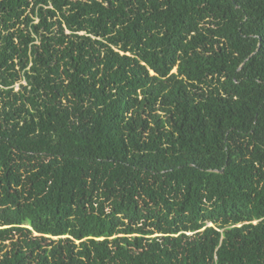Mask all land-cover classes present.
I'll return each instance as SVG.
<instances>
[{
	"label": "trees",
	"instance_id": "16d2710c",
	"mask_svg": "<svg viewBox=\"0 0 264 264\" xmlns=\"http://www.w3.org/2000/svg\"><path fill=\"white\" fill-rule=\"evenodd\" d=\"M0 264H264V0H0Z\"/></svg>",
	"mask_w": 264,
	"mask_h": 264
},
{
	"label": "rangeland",
	"instance_id": "374dc122",
	"mask_svg": "<svg viewBox=\"0 0 264 264\" xmlns=\"http://www.w3.org/2000/svg\"><path fill=\"white\" fill-rule=\"evenodd\" d=\"M20 84L24 85L25 83H24V81H20V82L14 83V85H13L14 86V89L17 90L19 88V85Z\"/></svg>",
	"mask_w": 264,
	"mask_h": 264
}]
</instances>
